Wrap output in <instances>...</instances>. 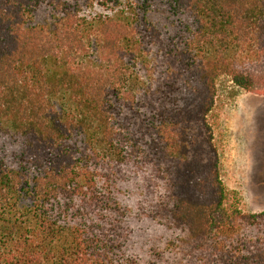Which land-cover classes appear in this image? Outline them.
Returning a JSON list of instances; mask_svg holds the SVG:
<instances>
[{
	"label": "trees",
	"instance_id": "1",
	"mask_svg": "<svg viewBox=\"0 0 264 264\" xmlns=\"http://www.w3.org/2000/svg\"><path fill=\"white\" fill-rule=\"evenodd\" d=\"M222 76L264 96V0H0V264H264Z\"/></svg>",
	"mask_w": 264,
	"mask_h": 264
},
{
	"label": "rangeland",
	"instance_id": "2",
	"mask_svg": "<svg viewBox=\"0 0 264 264\" xmlns=\"http://www.w3.org/2000/svg\"><path fill=\"white\" fill-rule=\"evenodd\" d=\"M213 113L221 175L230 202L264 211V96L244 91L230 77L218 80Z\"/></svg>",
	"mask_w": 264,
	"mask_h": 264
}]
</instances>
